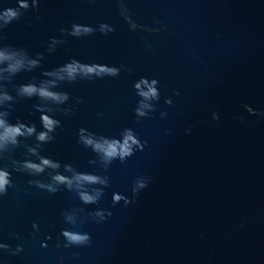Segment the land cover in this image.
I'll list each match as a JSON object with an SVG mask.
<instances>
[{
  "label": "water",
  "instance_id": "95a60500",
  "mask_svg": "<svg viewBox=\"0 0 264 264\" xmlns=\"http://www.w3.org/2000/svg\"><path fill=\"white\" fill-rule=\"evenodd\" d=\"M26 2L0 0V13H20L0 24V50L37 61L3 73L13 99L0 112L37 133L42 114L59 126L47 142L20 137L0 152L11 181L0 194V264H264V0ZM73 25L92 31L72 35ZM74 62L75 80L46 75ZM52 80L66 103L18 94ZM145 82L156 98L139 95ZM81 129L117 141L130 130L137 144L105 165ZM41 158L60 167L22 168ZM66 165L106 183L57 184L73 176ZM81 191L100 195L84 203ZM65 232L89 239L71 244Z\"/></svg>",
  "mask_w": 264,
  "mask_h": 264
},
{
  "label": "clouds",
  "instance_id": "9594fccd",
  "mask_svg": "<svg viewBox=\"0 0 264 264\" xmlns=\"http://www.w3.org/2000/svg\"><path fill=\"white\" fill-rule=\"evenodd\" d=\"M20 7L27 9L29 5L26 0H21ZM20 13L16 9H6L2 13H0V24H8L13 20L19 17ZM92 29L88 27H82L79 25H73L72 35H80L81 33H89ZM0 65H6V67H0V78L3 77V73L7 72L10 75H15L22 69L27 68L31 70L37 66V61L35 60H27L26 56L23 53H18L16 51L4 49L0 50ZM81 67L77 63L69 64L61 69L58 72L54 73H46L48 76H53L56 79L64 80L65 75L61 73L67 74V79L69 81L75 80L77 75L80 73L77 72V68ZM85 75H101V74H109L115 75V69H107L101 68L99 72L94 71L93 67H86L83 69ZM147 87V91L142 90V85L137 84L136 87L139 91V95L144 97L145 99H153L158 96V92L155 88V82L151 85H145ZM56 87L55 80L41 82V85L37 87L34 84L22 85L18 94L23 96H28L29 98L32 96H37L43 100H50L56 105H61L67 102L69 99L68 95L65 93H59L51 91L50 89ZM13 98L8 95L5 91L0 90V107H3L6 102L11 101ZM142 107H147V105H143ZM38 111L44 113L46 109L38 107ZM139 115H144L143 111L138 110ZM7 112H0V152L5 151L9 146H16L19 143L20 137L25 136H36V140L40 143L47 142L52 139L49 133H52L57 126H59V121L52 119L49 115L42 114L41 115V124L44 131L39 133L36 132L35 126H28L26 124L17 123L12 125L8 123ZM80 143H82L85 147H90L93 152H95L101 159V161L108 165L111 163L113 159L119 158L120 160L125 159L128 156L132 155L133 145L137 144V141L133 139V134L130 130H126L123 134L120 141L110 140L106 137L96 138L94 135L86 132V130H80ZM33 155H36L34 149H30ZM60 165L56 162L50 161L48 159L41 158V163L36 164L30 161H25L22 165V168L29 171L30 173L39 174L42 173L45 168L58 169ZM66 170L69 172H73V176L71 178L65 177L63 175L57 174L53 176V180L57 184H65L69 188H72L74 185L80 189L84 184H105L106 180L102 179L99 176L83 174V173H75L71 166L66 165ZM10 174L4 170L0 169V194H3L7 188L10 186ZM43 187V185H41ZM147 184L144 182H140L137 185L138 189L146 188ZM50 191H55V189L49 187ZM100 193L97 191L95 195L88 194L85 191L80 192L81 199L84 203H95ZM116 202H119V195L115 197ZM70 219V218H69ZM67 241L71 244H84L88 241V236L73 234L65 232L63 233Z\"/></svg>",
  "mask_w": 264,
  "mask_h": 264
}]
</instances>
